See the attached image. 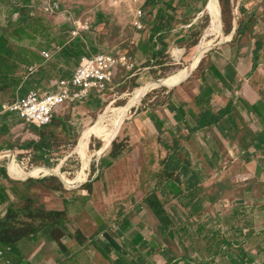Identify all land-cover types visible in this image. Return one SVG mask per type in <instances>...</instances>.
I'll use <instances>...</instances> for the list:
<instances>
[{"label": "rangeland", "instance_id": "obj_1", "mask_svg": "<svg viewBox=\"0 0 264 264\" xmlns=\"http://www.w3.org/2000/svg\"><path fill=\"white\" fill-rule=\"evenodd\" d=\"M74 1L68 7L76 20L88 26L81 31V37L89 47L97 52L114 50L125 54L132 58L135 67L131 70L119 69L110 89L102 93L104 95L96 93L84 102L77 100L67 103L65 109L55 114L52 122L45 127L25 123L15 115L7 119L10 130L6 134L0 133V165L8 168L10 176L19 182L21 192L31 199H23L17 205L32 202L35 209L44 207L41 198L42 194L48 193L46 191L68 195L77 203L82 200L83 205H100L95 202L98 199H94L98 194L101 205H121V213L127 209L132 216L136 207L135 211L141 209V216L146 218L147 211L137 205H146L144 197L154 191L166 210L167 228L162 233L157 228L160 232L156 234L158 246L152 255L153 260L147 259L151 264H264V151L258 152L257 156L254 141L247 144L246 152L251 154L252 159V154H255L256 160L246 161L245 157L249 155L242 154L243 157H240L237 149H233L232 158L228 157L230 161L224 160L218 166L198 167L199 162L195 158L197 162L191 168V176H187L189 188L184 198L177 201L179 197L174 194L161 193L163 189L166 191V163L176 159L175 140L167 149L163 141L170 137L156 135L148 127L147 140L144 139V145L135 149L127 136L129 123L136 112L156 108L167 97V92L175 89L188 75L189 72L177 81L169 82L198 55V46L216 13H219L217 23L205 36L207 49L203 52V58L181 84L194 76H201L212 62L215 50L225 44V41L218 43L215 40L222 35L227 37L233 29H236L234 43L239 45L264 39V0L251 2L248 8L244 7L248 0H216L217 4L214 0H147L145 17L151 23L154 13L161 12L160 29L164 31L157 36L160 39L158 42L156 40L149 45L146 56L139 53L141 41L135 36L140 31L132 25L131 6L127 0ZM38 12L34 11V16L30 17L35 22L26 20L21 24L28 32L32 33L33 27L40 26V30L43 28L46 33H51V38L57 40H68L73 36V25L63 15L52 17ZM100 14L104 20L96 23ZM244 28L245 35H239ZM42 40L38 35L35 40L25 39L23 44H39L42 51L48 50ZM162 41L166 43L157 51L155 48ZM52 44L58 46L56 42ZM145 44L148 43L145 41ZM87 52H91V49H87ZM59 59L58 55L49 61L43 60L33 72L22 67L19 74L27 80L24 91H0V103L12 100L26 93V90L41 89L44 92L54 89V82L62 77H70L78 65L74 60L66 64L64 59ZM145 88L116 131H109L104 126L91 134L88 144L90 160L85 174L83 148L87 133L103 114L105 123L109 124L118 108L127 106L135 94ZM110 139L116 141L121 151L117 157L111 156L112 143L102 152ZM42 141H45V145ZM140 149L149 153L143 162ZM173 155L175 158H172ZM103 159H110L112 164L104 165ZM171 165L175 169L177 159L175 165L173 162ZM46 170L52 172L46 174ZM124 170L137 171V175L117 177L114 174ZM176 173L173 172L172 181L180 180ZM26 175L29 176L25 178ZM34 179L38 180L32 182ZM89 184L90 189H86ZM20 217L24 218L23 215ZM118 221L116 215L114 223ZM114 225L118 231L119 225ZM143 230L149 234L156 231L153 227H143Z\"/></svg>", "mask_w": 264, "mask_h": 264}, {"label": "crops", "instance_id": "obj_2", "mask_svg": "<svg viewBox=\"0 0 264 264\" xmlns=\"http://www.w3.org/2000/svg\"><path fill=\"white\" fill-rule=\"evenodd\" d=\"M255 1L248 0L244 7L248 8V5ZM48 2L49 0H0V26H6L10 21H14V24L17 25L25 18V16H22L24 8H27L25 12L30 11V15L33 16L34 10L32 9L39 7V3H42L43 6ZM61 7L63 8L64 6L61 5ZM70 12L72 18L77 19L71 10ZM154 14V17L150 20L151 23L146 17L142 19L143 29L139 30L140 32L136 33L135 36L138 41H141L139 42V53L144 56L149 51V45L155 43L156 40L158 42L160 39H157V36H160L164 31V29L163 31L160 29L159 19L162 17L161 12L157 14L155 12ZM217 14L219 13H216L213 20L217 17ZM103 20L104 18H102L100 23ZM97 22L98 20H96ZM70 24L73 25L74 30L76 26L72 20ZM215 25L208 31L205 30V32L208 34L209 31L214 29ZM182 27L185 28V26ZM235 30L233 29L227 37L222 35V37L215 40L218 43L225 41V44L215 50L211 58L212 62L204 69L201 76H194L191 80L181 84L184 79L175 89L167 92V97L156 105V108L137 111L129 123L130 128L127 136H129L128 140L131 145H134L135 149H137L136 146L142 147L145 140H147L148 127L156 135L165 134L170 137L169 140L163 141V146L167 147V149L171 147L169 145L175 140V149L177 147L175 156L178 165L173 172H177V176L181 177L180 180L174 181L178 189V193L175 195L179 197L177 201L184 198L189 188V178L187 176H191V168H194L193 165H195L197 160L199 162L198 167L203 165L212 167L220 165L224 160L230 161L229 158H232L233 149L238 150L239 154L237 153V155H240V157H243L242 154L249 155L246 152L247 144L251 141L257 143L254 140L255 136L264 131V39L253 40V42L249 41L239 45L234 43L233 40ZM245 33L246 29L244 28L239 35H245ZM178 37L183 36L179 35ZM75 38L72 36L65 41L64 45H68ZM145 41L148 43L147 45ZM41 42L46 45L45 40ZM52 42L55 43V41H51L50 46L46 45L48 50L43 51L41 50L42 45H28L32 50L40 54L42 61H49L54 56L58 57L59 55L60 59H64V62L69 64L70 61L62 56L64 45L60 46L57 42L58 46H56ZM163 43L166 42H159L155 49L160 51ZM58 51L61 52L59 53ZM44 53H49L51 58L46 59L43 56ZM212 66L214 69H211ZM24 77L22 76L21 85L11 91L19 92L24 89L27 83ZM26 78L28 79V77ZM29 91L26 90V93L17 95V97H23ZM2 103H0V119H2L0 125H8L7 119L14 114L1 112ZM226 108L227 112L217 123L197 128L201 112L211 110L217 114L219 110ZM120 125L121 123L107 130L116 131ZM111 142L112 139L105 143L102 152L110 146ZM253 148L258 156L259 153L264 151V144H262L261 148H256V146H253ZM226 150L228 151L227 153ZM98 154L100 153L98 152ZM148 154L147 150L140 149L142 162L146 160ZM250 155L248 158L245 157L246 161L256 160L255 154H252L254 159ZM240 159L243 160V158ZM262 167H264V163ZM119 172L114 174L117 177L137 175V171L124 170L118 174ZM195 176L193 175V177ZM9 178L0 177V185L4 187L5 195L10 196V198L0 204V218L5 216L10 201L19 202L23 200L13 195L11 191L12 186L17 185L19 187V182H14L13 180L16 179L11 176ZM169 189L166 186V191L163 189L161 193H170ZM46 192L48 193L42 194L41 198V202L44 204L43 208L47 210H64L66 212L67 221L65 222V228H63L64 235L58 241L52 235V226L46 225L40 228L37 232L20 240L13 249L11 248L8 258L12 264L152 263L148 262L147 259L153 260L152 255H154V250L157 249L156 234L158 227L156 226L155 218L146 205H137L138 208L142 207V210H146L148 213L146 218H143L141 209L135 211L136 207L133 208L135 215L132 216L129 215L130 212L127 209L124 213H121V205H101L98 194L94 196V199H98L95 202L100 205H83L82 200L77 203L76 200L69 198L68 195H56L55 192ZM86 203H89L88 200H86ZM117 211L118 213H116ZM116 215L119 221L114 223ZM136 223H139V227L136 226ZM114 224L119 225L118 231L115 230L114 227L116 225ZM143 227L145 229L153 227L156 231L149 234L148 231L143 230ZM1 262L0 260V264H2Z\"/></svg>", "mask_w": 264, "mask_h": 264}, {"label": "trees", "instance_id": "obj_3", "mask_svg": "<svg viewBox=\"0 0 264 264\" xmlns=\"http://www.w3.org/2000/svg\"><path fill=\"white\" fill-rule=\"evenodd\" d=\"M74 3L75 1L71 4ZM38 5L39 7L32 10H39L43 12L42 10H40V8L42 7V3H39ZM26 10L27 8H24V14L22 15L24 16L26 13L25 20H22L19 24L15 25L10 21L6 26H0V91H4L6 89L15 90L16 88H18L23 80L22 76H20L19 74L21 68L25 66V70L28 71L31 66H33V68H37L38 64L42 61V57L39 53H37L35 50H32L29 45L27 46L26 44H23L25 39L35 40L36 37L40 35L41 39L45 40L46 45L49 46L51 44V41H55L56 43L58 42L60 46H63L66 41L63 38H60L59 40H57L56 38H51V33H46L43 28H41L40 30V26L33 27L34 30L32 33L28 32L26 28L21 24L26 20L31 23L35 22V19L30 18L34 15H30V11L25 12ZM54 16H59V14H56ZM97 18V23H100L103 15L100 14ZM65 28L68 29L69 26H65ZM87 49H91V52H87ZM94 53L98 52L95 48H90L88 43L83 40L81 36L76 37L68 45H64L62 48V56L69 61L74 59V61H77V63H79L82 57ZM211 69H214L213 66L211 67ZM226 112L227 108L219 110L217 114L212 112L211 110L201 112L198 118L197 128L217 123L218 120ZM9 130V125H0L1 133L6 134ZM254 139H256L257 141V143H255L256 148H261L262 144H264V131L257 134ZM42 142L45 145V141ZM112 144L113 149L111 151V156L117 157L121 153V151H119L115 140L112 142ZM1 148L2 147L0 146V150ZM172 158H175L174 155L172 156ZM175 160L176 159L167 161V180H165V183L167 184L166 186L170 188V193H173L174 195L178 193V189L174 181L171 180V176L175 169H173V165L170 166V163L173 162V164L175 165ZM103 163L104 165L109 166L112 164V161L110 159H105ZM168 167L170 168L168 169ZM51 172V170H46V174H49ZM1 176L5 178H9L10 176L8 168H6L4 165H0V177ZM27 176L29 175H26L25 178ZM32 176L36 177V175ZM37 180L34 179L32 180V182ZM90 187L91 186L89 184L88 187L85 188L90 189ZM3 188L4 187L0 185V204L10 198V196L5 195V189ZM11 191L12 194L19 197V199H27L31 201L29 196H27L25 192L22 193L17 185L12 186ZM143 200L146 204V207L150 210L151 214L155 218L156 226L161 232H164L167 228V213L162 201L154 191L147 194ZM17 203L18 202L10 201L5 216L0 218V247L9 246L13 249V247L20 240L28 237L30 234L37 232L40 228L46 225L52 226V235L54 239L59 241L60 237L64 235L63 228H65V222L67 221V215L64 210H47L43 207H37L35 209L32 205V202L30 204L26 203L23 206H19L17 205ZM21 215H23L24 218H21ZM25 218H28L30 220H27ZM169 234H171V232H169Z\"/></svg>", "mask_w": 264, "mask_h": 264}, {"label": "built area", "instance_id": "obj_4", "mask_svg": "<svg viewBox=\"0 0 264 264\" xmlns=\"http://www.w3.org/2000/svg\"><path fill=\"white\" fill-rule=\"evenodd\" d=\"M74 0H49L40 10L50 16L63 15L69 21H73L76 28L72 31L73 37H78L81 31L88 28L82 25V21L72 18L68 5ZM131 6L130 15L132 25L143 29L142 19L145 17V5L147 0H127ZM117 4V2H115ZM61 5L64 7L62 8ZM46 59H50L49 53H44ZM135 62L125 54H119L114 50L110 52H98L81 58L73 74L70 77L59 78L54 82L55 88L42 92L41 89H31L25 96L16 97L11 101L1 104V112H9L16 115L21 121L34 124L38 127L49 125L55 114L62 111L67 103L80 100L86 101L92 94H102L110 89L115 81L119 69H133ZM36 68H29L34 71ZM104 95V94H102ZM11 247L0 248V260L2 264H12L8 258Z\"/></svg>", "mask_w": 264, "mask_h": 264}, {"label": "bare ground", "instance_id": "obj_5", "mask_svg": "<svg viewBox=\"0 0 264 264\" xmlns=\"http://www.w3.org/2000/svg\"><path fill=\"white\" fill-rule=\"evenodd\" d=\"M214 1L216 2V0H214ZM218 17H219V14H217V17L212 21V23L210 24L209 28L206 29V31H208L214 24L217 23ZM206 34H207V32L204 33L205 36H206ZM205 36H204L202 42L198 46V55L194 58L193 62H191V64L185 70H182L180 72L179 76H176V77L170 79L169 82H173L179 78L184 77L190 71V68H192L198 62V60L202 56L203 51L207 48V44H206V42H204L206 39ZM143 91L144 90L137 92L135 94V96L129 101V104L127 106L118 108L117 113L113 115L114 118L111 120V122L109 124L105 123V116L103 114L98 118V120L95 122L94 126L87 133L86 141H85V147L83 148L84 154H85V162H86V165L83 168V170L85 171V174H87V169H88L89 160H90V155L88 154V144H89V140L91 138L90 137L91 134L98 128H101L104 126L108 127V128H113V127L119 125L120 123H122L123 119L128 114L130 108L133 106L134 103H136L138 101V99H139V97Z\"/></svg>", "mask_w": 264, "mask_h": 264}, {"label": "water", "instance_id": "obj_6", "mask_svg": "<svg viewBox=\"0 0 264 264\" xmlns=\"http://www.w3.org/2000/svg\"><path fill=\"white\" fill-rule=\"evenodd\" d=\"M209 2H210V0H209ZM202 57H203V56H202ZM202 57H201V59H202ZM201 59H200V60H201ZM200 60H199V62H200ZM199 62H198V63H199ZM198 63L195 65V67H194L192 70L189 71L188 75H187L184 79H186V78L191 74V72L197 67ZM184 79H183V80H184ZM183 80H182V81H183ZM182 81H180V82H182ZM113 140H114V139H113ZM113 140H112V141H113ZM111 143H112V142H111Z\"/></svg>", "mask_w": 264, "mask_h": 264}]
</instances>
